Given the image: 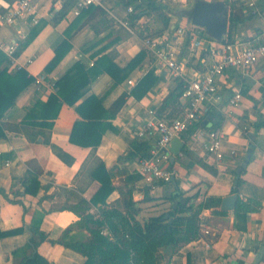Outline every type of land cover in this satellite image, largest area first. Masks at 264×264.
Wrapping results in <instances>:
<instances>
[{
  "label": "crops",
  "instance_id": "crops-1",
  "mask_svg": "<svg viewBox=\"0 0 264 264\" xmlns=\"http://www.w3.org/2000/svg\"><path fill=\"white\" fill-rule=\"evenodd\" d=\"M31 1L43 14L38 25H31L29 21L8 25L0 19V52L7 57L8 70H25L32 77V81L20 91L14 103L0 118V132L3 133L0 134V231L23 228L0 237V264H20L24 256L32 253L31 248H24L30 236L29 224L37 212L43 214L40 227L48 236L37 249L49 264H85L84 255L55 241L80 218L66 206L81 198L90 200L99 189L101 183L93 176V170L99 162L114 173L112 184L115 189L108 196L107 204L110 206L117 202L122 196L121 190L133 186V199L139 208L136 217L141 222L170 209L173 201L168 197L176 190L181 191L184 197L196 194V203L211 195L223 199L233 194L236 174L244 171L237 183L239 194L243 198L262 202L258 212L247 214L246 228L236 225L234 210H226L227 213L221 214L212 208H204L200 212L203 215L200 236L183 244L175 252L161 250L160 264H264V255L259 258L260 249L264 247V126L257 127V124L264 122V59L246 70H227L219 80L218 105L207 113L213 114V119H208L203 127L199 123L204 133L197 140L189 136L183 138L184 147L194 157L214 167L216 172L209 171L182 150L169 161L170 168L175 171L173 180L152 188L149 195L153 199L144 201L142 198L147 185L137 169L136 161L120 158L128 151L134 129L147 116V110L161 105L175 86L176 79L166 69L157 70L153 67L152 55L146 50L143 39L146 36H159L161 39L178 41V18L172 16L171 11L189 6L193 0H158L161 8L155 11L147 8L132 29L116 22L105 8L98 5L83 10L77 16L71 12L73 5L59 21L53 22L51 9L58 10L64 0L61 5H55L56 0ZM225 1L229 6L226 39L239 43L256 41L264 31V0H254L255 6H250L251 0ZM4 2L11 0H0V15L6 10L2 4ZM129 2L106 0L121 19L128 16ZM164 14L170 18V25L166 28H163ZM231 16L234 17L233 23ZM33 27L38 29V34L18 54L21 62L31 57L33 61L25 68H14L1 45L9 43L21 31L29 35ZM67 32L71 35L68 36ZM191 39L190 35L183 37L179 59L188 61L187 67L205 68L211 57L206 49L194 56L190 55ZM64 40L68 41L69 48L58 64L47 71L46 64ZM140 52L145 53L144 57L134 64L129 63ZM106 56L113 58L118 67L123 69L122 74H128L116 81L104 70L81 89L82 96L74 104L63 101L57 112L53 105L45 111L36 104L37 101H47L51 94L57 93L55 82L75 62L85 59L93 67L96 61ZM0 67H6V62L0 63ZM150 71H154L157 76L153 86L140 96L131 94ZM42 74L46 75L45 80L36 82V78ZM130 79L133 80L132 84L128 83ZM236 89L241 91L242 99L238 106L230 107L229 100ZM125 93L129 94L125 104L112 116L109 107ZM91 95L96 96L97 100L79 108ZM29 110L38 115L34 119L35 123L43 121L41 115L46 112L49 116L46 119L53 121L52 127L24 124ZM99 112L102 113L97 115ZM90 119L111 123L95 148L90 144L98 137L99 127H83L75 134L78 142L71 139L75 122ZM217 126L224 131L223 145L227 151L220 163H216L203 146L207 138L206 131ZM196 128L191 127L188 135ZM250 148L251 157L244 169L239 171ZM231 149H236L237 153L230 155ZM28 170L39 171L41 187L36 194L25 192L21 182ZM131 175L134 178H130ZM100 209L93 204L89 211L96 215ZM75 234L83 238L88 236L86 230L75 229L72 235Z\"/></svg>",
  "mask_w": 264,
  "mask_h": 264
},
{
  "label": "trees",
  "instance_id": "trees-1",
  "mask_svg": "<svg viewBox=\"0 0 264 264\" xmlns=\"http://www.w3.org/2000/svg\"><path fill=\"white\" fill-rule=\"evenodd\" d=\"M76 1L77 0H64L58 10L52 8L53 22L59 21ZM136 1V11L131 13L128 19L129 24L132 27H134L137 19L145 13L147 8L149 11H155L161 8L158 0ZM143 5H145L144 8ZM92 6L93 5L88 8H91ZM162 21L163 28L169 27L170 18L165 14L162 15ZM231 22H234L233 16H231ZM37 34L38 29L33 27L30 30L28 37L21 43V46L17 50V54H19ZM67 34L68 36L71 35L70 32H67ZM228 40H230V38ZM69 46L70 45L66 40L60 43L55 50L54 57L46 64L45 69L47 71H51L58 64ZM144 54L145 53L142 52L138 53L129 63L134 64L139 61V59H142ZM102 58H100L99 61H96L95 66L93 67H90L85 59H80L75 62L74 65L55 82L58 87L57 93L51 94L47 101H37L36 104L41 106L44 110L53 105L56 107L57 112L59 107L63 104V101L69 104H74L82 96L80 92L81 89L89 84L97 74L104 70L109 72L116 81H119L128 74H122L124 73L122 71L123 69L119 68L110 56ZM2 62H6V67H0V118L3 116L7 108L14 103V100L20 91L32 81V77L28 75L25 70L14 72L9 71L7 67V57L0 52V63ZM156 81L157 76L154 74V71L148 72L133 88L131 94L135 96L144 94ZM183 89L184 81L182 79H176L175 86L170 89L168 95L157 108V114L169 118L178 116L182 111L179 97ZM138 90H141V92L138 93ZM128 95L129 94L127 93L122 94L112 103L108 109L112 116H115L116 113L121 110ZM95 100H97V97L91 95L79 105V108L85 107ZM101 113L102 112H99L97 115H100ZM37 116L38 115L35 114V112L32 110L30 112L29 110L24 124L47 126L49 128L52 127L53 121H48L46 119L49 117L46 112L41 115L44 120L39 123L34 122V119ZM110 125L111 123H103V121L101 122L99 120H77L73 126L71 139L73 142H78L75 134L83 127L89 129H94L95 126L96 128L99 127L100 131L98 137L90 144L95 148L99 144L103 132ZM261 126H264V122L257 124V127ZM0 134L3 135L2 132H0ZM148 150V142L143 137L133 135L128 151L120 158V160L139 161L149 155ZM182 150L184 154L194 158L200 165L209 171L216 172V169L206 161L199 157H194L187 147H183ZM243 172L244 171L236 174L235 182L232 186V193H237L238 195L235 209L233 211L236 218V225L245 229L247 214L250 212H258L262 207V202L253 198H243L239 194L237 183L242 178ZM38 175L39 171L37 170L27 171L21 181L25 186V192H31L34 194L38 192L41 187V184L38 181ZM93 176L97 177L101 183L99 189L90 200L81 198L76 203L66 206V208L75 212L80 218L73 224L69 225L62 232L57 241H55L84 255L86 257L85 264H126L130 260L131 251H134V260L137 264H160L161 250H168L169 253L175 252L183 244L197 239L200 236L199 215L204 208H212L216 213H227V211L220 210L222 197L211 195L196 203L194 198L197 195L194 194L185 196L186 201L184 203L180 202L177 208H173L172 205L167 211L158 215H152L144 222H141L136 217L139 208L137 207V201L133 199V186L128 187L126 190H121V198L109 206L106 200L115 189V186L112 184L114 173L107 170L102 162H99V165L93 170ZM130 178H134V176L131 175ZM162 183L164 182L158 181L155 184L158 186ZM152 188L153 187L150 186L144 188L145 194L142 200L153 199V197L149 195V191ZM181 196H183V193L176 190L170 197H168V199L174 201V199ZM93 204L101 207L99 215H95L89 211ZM42 219L43 214L37 212L29 224L28 231L30 236L24 249L31 248L32 253L28 256H24L20 264H49L48 260L41 255L37 249L41 242L48 239L47 234L40 227ZM239 221L242 224H240ZM106 225L109 226L113 237L101 232L102 228ZM75 229L81 231L86 230L88 236L83 238L82 236H76V234L72 235V232ZM21 230H23V228L0 231V237Z\"/></svg>",
  "mask_w": 264,
  "mask_h": 264
},
{
  "label": "built area",
  "instance_id": "built-area-1",
  "mask_svg": "<svg viewBox=\"0 0 264 264\" xmlns=\"http://www.w3.org/2000/svg\"><path fill=\"white\" fill-rule=\"evenodd\" d=\"M132 3L127 4L128 16L121 19L107 5L106 0H77L71 8L73 15L77 16L91 5H98L105 8L110 16L123 24L128 29H132L129 24V15L135 12L136 0H129ZM63 0H56L55 5H61ZM5 12L0 15L3 23L8 25L22 24L29 21L31 25H38L43 14L31 0H13L2 3ZM250 6H255V1L249 2ZM50 13H46L49 15ZM178 41H169L161 39L159 36H146L143 39L146 50L152 55L151 64L157 70L166 69L170 76L184 81V89L179 97L182 105L181 113L169 118L157 114V108H149L147 116L134 129V135L143 137L149 145V155L139 161H136L138 171L142 174V179L147 186L156 187V182H170L175 175V171L170 168L169 161L171 152L168 144L174 138L190 137L193 140L200 138L204 133L199 123L211 110L218 105L220 95L219 80L225 72L230 69L246 70L256 64L260 59H264V31L254 42L239 43L225 39L217 42L205 35L204 28L195 26L189 29L186 25H179L176 28ZM191 36L189 46L190 55L194 56L199 51L206 49L211 61L205 68L187 67L188 61L179 59V53L183 43V37ZM28 33L21 31L9 43L2 44L1 48L6 52L12 67L22 69L27 67L33 58H28L21 62L17 50L21 43L27 38ZM207 44L208 46H205ZM46 78L45 74L39 75L36 82L42 83ZM129 84L133 80L128 81ZM242 93L236 89L229 100L230 107H236L240 104ZM197 126L196 130L190 135L188 132L191 127ZM199 126V127H198ZM206 141L203 146L207 154L220 163L227 154L224 148V131L221 127H213L206 131ZM236 149L230 150V155H235ZM100 210L96 211V215ZM202 220L203 215H199ZM101 232L113 237L108 225L102 228ZM126 264H137L134 260V251H131V257Z\"/></svg>",
  "mask_w": 264,
  "mask_h": 264
},
{
  "label": "water",
  "instance_id": "water-1",
  "mask_svg": "<svg viewBox=\"0 0 264 264\" xmlns=\"http://www.w3.org/2000/svg\"><path fill=\"white\" fill-rule=\"evenodd\" d=\"M171 15L177 17L178 25H186L189 29L195 26L204 28L205 35L210 39L221 42L226 39L229 23V6L225 0H193L189 6L176 8L171 11ZM208 119H213V114L209 113L201 122V126L207 124ZM184 141L181 138H174L168 144L171 158H175L183 149ZM252 148L249 149L244 161L241 163L239 171H242L251 157ZM173 180V178H172ZM237 193L224 197L221 201L220 209L223 211L234 210ZM185 197L174 199L173 208H177L180 202H185ZM264 255V247L260 249V257ZM259 258L257 260H259Z\"/></svg>",
  "mask_w": 264,
  "mask_h": 264
}]
</instances>
